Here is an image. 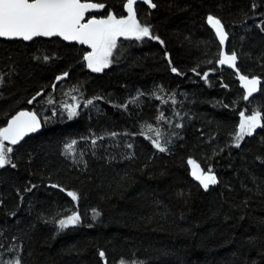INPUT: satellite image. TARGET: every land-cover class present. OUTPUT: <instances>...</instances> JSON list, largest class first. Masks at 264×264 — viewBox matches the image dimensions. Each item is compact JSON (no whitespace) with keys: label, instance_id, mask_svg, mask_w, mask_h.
I'll return each instance as SVG.
<instances>
[{"label":"trees","instance_id":"trees-1","mask_svg":"<svg viewBox=\"0 0 264 264\" xmlns=\"http://www.w3.org/2000/svg\"><path fill=\"white\" fill-rule=\"evenodd\" d=\"M91 1L127 16V0ZM152 1L135 10L159 40L120 37L102 72L80 45L0 39V128L23 109L43 121L5 143L16 167L0 169V264H264V128L235 146L241 113L264 116V0ZM232 52L236 69L220 65ZM239 73L262 79L256 96ZM189 160L218 182L205 190ZM72 213L81 222L61 230Z\"/></svg>","mask_w":264,"mask_h":264},{"label":"snow or ice","instance_id":"snow-or-ice-1","mask_svg":"<svg viewBox=\"0 0 264 264\" xmlns=\"http://www.w3.org/2000/svg\"><path fill=\"white\" fill-rule=\"evenodd\" d=\"M143 2L149 4L152 8L157 7L152 0H143ZM136 3L137 0H127L125 6L128 15L126 17L117 18L114 13H109L105 18L98 19L93 16L85 22L87 13L102 10L105 5L91 2V0H86V2H82V0H0V38H20L24 41H31L35 37L58 36L65 41H75L82 45H88L91 51L84 56L87 67L93 72H102L111 64L110 58L120 37H134L137 40L150 37L159 40V37L152 36L150 27L142 25L137 19L134 8ZM255 6L254 4L253 7ZM207 21L215 29L220 42L223 44L228 36L221 20L209 15ZM160 43H163V41H160ZM44 59L47 60L48 57L45 56ZM237 59L235 52L231 54L224 53L218 62L220 65H228L236 69ZM172 71L177 72V69L172 68ZM67 75V73H64V76L58 77V79H63ZM204 79L207 80V74H205ZM239 79L247 90L245 99L259 90L261 83L259 78L250 79L246 75H240ZM31 102L29 101V103ZM87 103L91 104L92 101L89 100ZM65 107L68 110L70 119L78 115L79 105H66ZM241 116L243 119L239 124V131L235 135L236 147L240 146V142L245 136H251L257 128H264V116L261 112L255 111L248 116L241 113ZM40 128L41 122L36 113L28 111H21L11 119L6 127L0 128V169L8 165L12 168L16 167L10 156L13 148L7 147L5 142L16 145L27 134L36 132ZM152 143L160 152L167 151V148L162 146L158 140H153ZM74 144L75 141L66 146L67 153L71 154L73 152ZM189 164L193 166L191 175L200 182L205 190L210 185H215L218 182L211 169L205 172L192 160H189ZM68 195L73 200L79 199L75 192H68ZM95 215L98 216L99 213H95ZM80 222L79 213H72L65 219L59 220L58 224L59 228L63 230L78 225ZM99 254L101 257L105 255L104 252ZM14 264H20V260L17 258ZM105 264H107L106 261ZM120 264H127V262L121 260ZM132 264H135V262H132Z\"/></svg>","mask_w":264,"mask_h":264},{"label":"water","instance_id":"water-1","mask_svg":"<svg viewBox=\"0 0 264 264\" xmlns=\"http://www.w3.org/2000/svg\"><path fill=\"white\" fill-rule=\"evenodd\" d=\"M82 2H86V0H82ZM92 2V1H91ZM153 2V1H152ZM127 3V2H126ZM138 4H145L146 6H148L149 8H152L149 4H147V3H145V2H143V0H137V3L134 5V8L136 9V7H137V5ZM105 5V4H104ZM126 5V4H125ZM105 8H106V5H105ZM105 8L104 9H102V10H97V11H90L89 13H87L86 14V16H85V22L88 20V19H90L91 17H93V16H95L96 18H101V17H99V16H96L95 14H101V13H103V10H105ZM125 8V10L124 11H126V13H127V9H126V6L124 7ZM127 15H128V13H127ZM209 26L211 27V29L214 31L213 33H215L216 34V31H215V29L209 24ZM227 33V32H226ZM227 36H228V34H227ZM216 37L218 38V40H219V42H220V39H219V37H218V35L216 34ZM53 38H57V39H60V40H62V41H64V42H66V43H68V44H76V45H80V46H83L85 49H87V51L88 52H90L91 51V48L88 46V45H82V44H79L78 42H75V41H65L62 37H58V36H56V37H35L33 40H31V41H24V40H22V39H20V38H16V39H8V38H0V39H3V40H6V41H24L25 43H30V42H32V41H34L35 39H53ZM228 40H229V37L227 38V40L222 44L221 42V45H225L227 42H228ZM87 55V54H86ZM85 61V60H84ZM240 75H243L242 73H239L238 74V80H239V83H240V86H241V88L244 90V92L247 94V90L244 88V86H243V82L239 79V76ZM249 77V76H248ZM250 79L251 78H259V77H257V76H254V77H249ZM259 80L261 81V83H260V85H259V90L257 91V92H255V93H253L251 96H249V98H252V97H254V96H256L259 92H260V90H261V86H262V79L261 78H259ZM21 111H28V112H35L36 113V115H37V117L40 119V122H41V128L38 130V131H36V132H33V133H29V134H27L19 143H21V142H23L27 137H29V136H32V135H35V134H38V133H40L42 130V128H43V121H42V118L41 117H39V115H38V113L35 111V110H31V109H23V110H20V111H18V112H16L12 117H9L10 119L8 120V122H7V124L11 121V119L13 118V117H15L16 115H18ZM243 119V117L241 116V120ZM241 120H240V122H241ZM7 124L4 126V127H6L7 126ZM6 144H9V145H11L9 142H5ZM18 143V144H19ZM18 144H16V145H18ZM16 145H13V146H16ZM189 163V162H188ZM190 168H191V172H192V168H193V166L190 164ZM201 168V167H200ZM202 169V168H201ZM191 175V174H190ZM192 176V175H191ZM216 176V175H215ZM192 178L194 179V180H196L193 176H192ZM197 181V180H196ZM199 182V181H198Z\"/></svg>","mask_w":264,"mask_h":264},{"label":"rangeland","instance_id":"rangeland-1","mask_svg":"<svg viewBox=\"0 0 264 264\" xmlns=\"http://www.w3.org/2000/svg\"><path fill=\"white\" fill-rule=\"evenodd\" d=\"M74 103H75V105H79V103H77V101L74 102ZM245 137H246V136H245ZM245 137H244V138H245ZM235 144H236V142H235ZM121 260H124L125 262H127V264H132V262H135V264H143V262L140 261V260L137 259V258H132V259L121 258V259L118 260L117 264H120V261H121Z\"/></svg>","mask_w":264,"mask_h":264}]
</instances>
